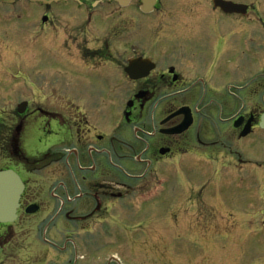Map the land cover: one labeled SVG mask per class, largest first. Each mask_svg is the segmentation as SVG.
<instances>
[{
    "label": "flooded vegetation",
    "instance_id": "obj_1",
    "mask_svg": "<svg viewBox=\"0 0 264 264\" xmlns=\"http://www.w3.org/2000/svg\"><path fill=\"white\" fill-rule=\"evenodd\" d=\"M224 1L247 7L0 0V25L23 26L0 30V171L24 184L0 264H72L70 244L102 264L97 247L137 246L181 209L254 213L264 71L241 32L255 0Z\"/></svg>",
    "mask_w": 264,
    "mask_h": 264
},
{
    "label": "rangeland",
    "instance_id": "obj_2",
    "mask_svg": "<svg viewBox=\"0 0 264 264\" xmlns=\"http://www.w3.org/2000/svg\"><path fill=\"white\" fill-rule=\"evenodd\" d=\"M7 23L6 20L3 21L0 30L11 29L17 33V29L23 27L20 23ZM263 23L264 0H255L254 32H252L253 29H244L241 32L243 37L246 34L254 35V74L264 71ZM9 45L13 46V43ZM25 46L26 40L20 39L17 47ZM24 71H26V66H24ZM6 77L4 75L1 79L4 80ZM16 78L26 79L21 74H18ZM182 187L186 189L185 186ZM232 195H235L238 201L239 196H243L242 199L245 201L244 192H235ZM220 202L216 201V203ZM187 205L188 200H183L180 204L181 207ZM184 210L185 208L179 211V224L176 226L175 217L172 216L171 220V215L163 212L164 222L168 224L171 220L174 225H161L155 230H147L143 241L137 246L135 244L132 246H127V244L122 246L117 243L104 244L102 249L97 247L93 254L101 255L106 252L105 255L108 257L102 264H107L105 261L110 257L116 258L112 264H264V144L258 143L254 137L253 214L246 217L243 210V214H240L239 211L221 209L211 212L208 216L209 225L205 215L198 212L183 213ZM246 219L248 220L245 224ZM217 233L219 236L216 237ZM155 244L158 246H154ZM67 254L68 257L72 254L70 257L72 264H87L84 254L77 252L74 244L69 245Z\"/></svg>",
    "mask_w": 264,
    "mask_h": 264
},
{
    "label": "water",
    "instance_id": "obj_3",
    "mask_svg": "<svg viewBox=\"0 0 264 264\" xmlns=\"http://www.w3.org/2000/svg\"><path fill=\"white\" fill-rule=\"evenodd\" d=\"M217 6L230 9L231 12H240V9L246 8V6L234 5L223 0H218ZM261 127L264 128V117ZM23 189V183L15 172L0 171V223L11 222L16 217Z\"/></svg>",
    "mask_w": 264,
    "mask_h": 264
}]
</instances>
